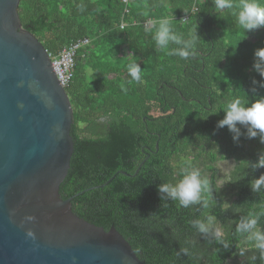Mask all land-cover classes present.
Instances as JSON below:
<instances>
[{"label": "trees", "instance_id": "1", "mask_svg": "<svg viewBox=\"0 0 264 264\" xmlns=\"http://www.w3.org/2000/svg\"><path fill=\"white\" fill-rule=\"evenodd\" d=\"M19 13L51 56L90 39L66 88L74 110V153L61 194L66 199L83 192L73 200L78 216L107 230L114 225L146 264H185L174 256L179 244L170 233L188 231V221L203 210L177 208L158 191L161 183L179 178L185 161L215 184L219 163L233 159V179L214 190L211 209L230 233L264 199L251 190L264 168L244 166L264 144L244 135L236 142L227 126L218 127L230 98L247 95L254 102L264 95L258 86L252 92L253 80L264 79L253 68L264 28L245 33L229 10L222 17L215 12L213 0H21ZM165 16H173L175 29L185 34L198 24L196 54L188 60L155 47L151 22ZM147 21L151 31H145ZM133 61L141 65V82L129 83L127 64ZM218 247L209 246L201 264H242L233 255L235 241L230 250Z\"/></svg>", "mask_w": 264, "mask_h": 264}, {"label": "water", "instance_id": "2", "mask_svg": "<svg viewBox=\"0 0 264 264\" xmlns=\"http://www.w3.org/2000/svg\"><path fill=\"white\" fill-rule=\"evenodd\" d=\"M20 2L0 0V264H146L114 225L74 212L83 192L61 194L74 110L50 53L24 27Z\"/></svg>", "mask_w": 264, "mask_h": 264}, {"label": "clouds", "instance_id": "3", "mask_svg": "<svg viewBox=\"0 0 264 264\" xmlns=\"http://www.w3.org/2000/svg\"><path fill=\"white\" fill-rule=\"evenodd\" d=\"M214 10L220 15L224 10L235 18V24L245 33L254 32L264 28V0H213ZM86 5H78L80 11L86 10ZM185 13H190L187 9ZM173 16H165L158 21H152L155 32L152 39L157 50L169 49L168 54L188 60L196 54L199 40L198 24L185 34L178 32L173 24ZM121 29L124 25L121 24ZM145 31H151L147 25ZM172 46L169 48V46ZM253 68L264 78V47L257 48L254 53ZM127 73L131 81L141 82L142 68L138 62L127 64ZM252 92L255 94L257 87L264 88V79L253 80ZM225 115L218 123V127L227 126L233 133V140L239 142L241 135L247 139L259 138L264 144V95H259L254 102H250L247 95H236L228 100L223 108ZM243 129V131H242ZM257 159L246 162L245 167L252 171L264 168V150L257 153ZM233 179L232 169H223V180L215 184L198 167L185 161L180 168L179 178H173L158 186L161 199L172 201L177 208L190 209L199 205L203 211L201 215L188 221V231L172 229L171 240L178 242L179 248L174 249V256L185 264H201L208 254V247L218 245L217 252L230 250L235 241L236 252L242 258V264H264V199L251 207V210L242 215L236 224L234 232L222 224L217 215L211 212L216 206L213 196L214 190L218 191L225 181ZM253 193L264 197V174L251 181ZM229 205L225 204L227 209ZM234 211H241L234 208ZM27 221L35 220L34 216L26 217ZM28 236H34L29 230ZM201 240L205 243L202 244ZM187 260H182V257Z\"/></svg>", "mask_w": 264, "mask_h": 264}, {"label": "built area", "instance_id": "4", "mask_svg": "<svg viewBox=\"0 0 264 264\" xmlns=\"http://www.w3.org/2000/svg\"><path fill=\"white\" fill-rule=\"evenodd\" d=\"M148 24H150V21H147L146 25ZM89 43V38L78 39L64 47L59 55L51 56L54 69L63 87L67 88L70 86L75 74L78 52Z\"/></svg>", "mask_w": 264, "mask_h": 264}, {"label": "rangeland", "instance_id": "5", "mask_svg": "<svg viewBox=\"0 0 264 264\" xmlns=\"http://www.w3.org/2000/svg\"><path fill=\"white\" fill-rule=\"evenodd\" d=\"M123 50L126 51V46H124ZM233 165H234L233 159L224 160V161H221L219 163V169H220L219 180H223V169H226V168H231L232 169ZM224 183L222 185H224Z\"/></svg>", "mask_w": 264, "mask_h": 264}]
</instances>
